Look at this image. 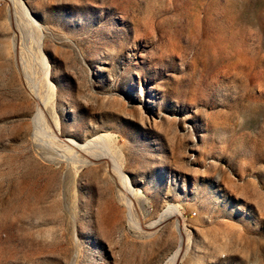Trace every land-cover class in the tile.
Listing matches in <instances>:
<instances>
[{"label":"rangeland","instance_id":"1","mask_svg":"<svg viewBox=\"0 0 264 264\" xmlns=\"http://www.w3.org/2000/svg\"><path fill=\"white\" fill-rule=\"evenodd\" d=\"M22 1L0 0V264H172L178 226V264H264V0ZM98 136L131 198L109 160L63 159Z\"/></svg>","mask_w":264,"mask_h":264},{"label":"bare ground","instance_id":"2","mask_svg":"<svg viewBox=\"0 0 264 264\" xmlns=\"http://www.w3.org/2000/svg\"><path fill=\"white\" fill-rule=\"evenodd\" d=\"M19 1L21 4V7L25 11V14L27 15V17L30 20H32L30 11L28 10V8L24 4V2L22 0H19ZM43 63L45 64L44 58H43ZM38 118L39 119L42 118L41 113H38ZM35 124H36V122H35ZM64 142L66 143V146H65L66 148L65 149L63 148V151H61V150L60 151L64 153L63 159L67 160L66 162H69V163L76 162V164H77V162L78 163L80 162V163L85 165V164L96 163V162H99L103 159L109 160L112 163L111 165H113V168L118 173V176H119V178L123 184V188H124L125 193H127L130 196V198L132 197V195L134 194V190L130 186L129 179L125 174H123L120 171L119 167L117 166V164L115 163V161L111 157V154L109 152L110 151L109 146H108V143H107L105 138H103L102 136H98L94 139L87 140L83 143L76 142L73 139H66V140L64 139ZM66 152H67V154H68V152L69 153L73 152V153L72 154L70 153V155L67 156ZM79 154H83V156L80 158ZM128 204H131L130 199H128ZM129 217H131V216L129 215ZM173 217H175V209L173 207H168L165 211H163V213L160 215L159 219L156 220L153 223V225L151 224L152 225L151 227H157V226L163 224V222H165L166 220L173 218ZM177 230H178L179 235H180V243H179V247L177 248L178 250L176 251V254L171 259L172 264H178V262H180L181 258L185 254V253H183L184 248L182 249V243H183L182 242V240H183L182 229L180 228V226H178Z\"/></svg>","mask_w":264,"mask_h":264}]
</instances>
